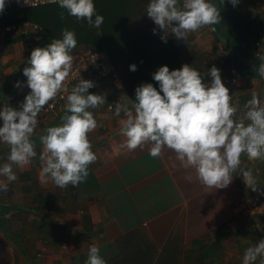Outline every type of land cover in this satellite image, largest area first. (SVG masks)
I'll return each mask as SVG.
<instances>
[{
    "label": "crops",
    "instance_id": "0c3cea01",
    "mask_svg": "<svg viewBox=\"0 0 264 264\" xmlns=\"http://www.w3.org/2000/svg\"><path fill=\"white\" fill-rule=\"evenodd\" d=\"M147 3L138 0L136 7L140 16L152 24L146 15ZM218 6L221 21L214 26L216 31L203 27L190 33L187 42L167 34L166 65L160 67L169 68L167 62L175 52L180 67L192 66L210 84L208 70L215 66L233 103L239 101V119L252 90L259 93L264 105V78L254 70L260 63L257 56L264 55V0H239L235 7L224 0ZM59 8L54 4L33 9L23 13L25 18L18 23L41 27L46 19L43 11L60 20ZM7 25L12 24L0 17V28ZM154 28L156 25L148 33ZM219 46L225 54L219 52ZM30 54L24 34L0 36V107L7 104L19 110L31 91L22 74ZM229 67L241 74L235 85L226 83ZM148 70V74L128 76L134 79V85L126 84L130 95L135 96L136 87L143 83H152L159 91L158 83L152 79L155 70ZM116 75L114 86L89 90L104 96L105 103L89 109L98 123L97 129L89 133L97 160L89 166L86 182L63 189L52 182H40L42 146L38 136L47 127L60 123L66 100L38 122L33 136L37 157L23 170L13 166L18 179L8 184L7 192L0 191V264H86L90 245L99 247L107 264H213L214 250L220 254L223 249L222 235L217 232L221 226L250 223L254 215L256 221L263 217L264 207L254 215L242 212L243 203L253 193L247 186L245 191L239 186L243 181L239 170L233 173L227 187L210 188L195 179L194 170L184 169L167 148L160 157L153 158L149 155L151 144L134 151L121 147L125 137L118 134V121L123 113L115 116V105L108 111L106 104L113 98L115 104L126 103L131 108L133 102ZM17 81L22 85L19 88L14 87ZM8 153L9 147L0 143V167L9 162ZM240 168L252 172L259 169L264 176V161H250L242 155ZM190 175L192 181L186 179ZM0 180L7 182L5 177Z\"/></svg>",
    "mask_w": 264,
    "mask_h": 264
},
{
    "label": "clouds",
    "instance_id": "9594fccd",
    "mask_svg": "<svg viewBox=\"0 0 264 264\" xmlns=\"http://www.w3.org/2000/svg\"><path fill=\"white\" fill-rule=\"evenodd\" d=\"M69 16L86 21L90 27L99 28L104 17L97 14L93 0H53ZM235 7L239 0H228ZM224 0H149L146 15L163 34L166 43L170 32L178 40L187 42L188 35L221 21L220 7ZM5 0H0V12L5 10ZM65 19L64 12L60 13ZM166 33V34H165ZM77 46L76 34L67 28L61 39H52L46 47L31 51L23 76L31 90L17 110L7 104L0 107V143L9 147L8 163L0 167V191L7 192L8 184L18 179L14 167L23 170L37 157L33 140L38 117L50 101L62 91L65 97L64 113L60 123L47 127L38 136L42 151L39 155V180L42 184L54 183L63 189L86 182L89 166L96 162L89 133L98 127L93 112L105 103V97L89 93L95 87L90 80L79 79L71 90L66 87L74 63L73 50ZM254 66L257 75L264 78V55ZM136 71V65L129 66ZM211 83L203 81L201 73L188 64L169 70L161 66L152 83H143L135 89V103L115 104L119 119V133L125 137L121 147L129 151L151 144L149 155L160 157L165 148L175 153L184 169H192L195 179L210 188H225L238 170L247 187L257 191V180L252 171L241 169V156L250 161H264V105L259 93L251 91V98L244 104V115L237 118L239 101L222 83L220 70H208ZM19 81L14 87H21ZM134 109V110H133ZM111 111V107L109 109ZM192 181L193 177L187 176ZM264 264V238L245 249L242 264ZM86 264H107L96 245H90Z\"/></svg>",
    "mask_w": 264,
    "mask_h": 264
},
{
    "label": "trees",
    "instance_id": "16d2710c",
    "mask_svg": "<svg viewBox=\"0 0 264 264\" xmlns=\"http://www.w3.org/2000/svg\"><path fill=\"white\" fill-rule=\"evenodd\" d=\"M134 1L93 0L97 14L104 17V23L99 28L90 27L86 21H77L75 17L69 16L67 11L61 8H59V11L64 12L65 16L63 20L60 17V20H54L52 13L49 15L43 11L42 14L46 17V19L44 17L45 23L41 24L44 35L36 43V48L46 47L52 39H61L62 30L67 28L76 34V48L83 46L94 51H104L119 79L125 86L126 84L132 86L134 85V79L128 76L130 74H148V69H154L156 72L160 64L165 63L164 48L166 46L169 48L168 39L166 43L161 39L163 34L159 29L155 34L153 32L148 33L150 27L155 24L154 22L149 23L150 20L140 16L141 13L136 7L138 0L133 3ZM42 7L33 9L38 11ZM33 9H9L2 13L0 17L3 16L6 24H14L25 18L23 13L31 12ZM4 15L7 16L4 17ZM130 65H136L137 70L130 71ZM167 65H169V68L171 66L172 70L180 68L175 52L171 62L168 61ZM126 87L130 99L135 103V96L130 95V88ZM261 177L264 179L263 175ZM245 227L249 233L251 225L247 223ZM240 228L244 229L243 226ZM221 230H226V227L221 226Z\"/></svg>",
    "mask_w": 264,
    "mask_h": 264
},
{
    "label": "built area",
    "instance_id": "2783aa9c",
    "mask_svg": "<svg viewBox=\"0 0 264 264\" xmlns=\"http://www.w3.org/2000/svg\"><path fill=\"white\" fill-rule=\"evenodd\" d=\"M5 4V10L0 12V15L9 9L26 10L58 3L53 2V0H5ZM13 33L24 34L28 50L32 51L36 48V42L44 35V30L35 24L27 22H20L0 28V36ZM218 50L221 54H225V49L222 46H219ZM72 54L74 56L72 72L69 79L65 82L69 91L73 86L78 84L79 79L94 82L95 87L89 90L97 89L102 86L112 87L115 85L117 75L103 52L94 51L89 48L77 47L73 50ZM228 74L229 77L226 80V83L229 85H235L241 77V74L235 67H229ZM66 95L67 93L62 91L58 94L56 99L50 101L49 105L45 106L40 113L38 122L48 114L53 113L57 107L65 101ZM114 105L115 100L110 98L106 104V110L110 111V107L112 110ZM249 205L253 207L254 202L249 200Z\"/></svg>",
    "mask_w": 264,
    "mask_h": 264
},
{
    "label": "rangeland",
    "instance_id": "374dc122",
    "mask_svg": "<svg viewBox=\"0 0 264 264\" xmlns=\"http://www.w3.org/2000/svg\"><path fill=\"white\" fill-rule=\"evenodd\" d=\"M143 1L146 5L147 2L145 0ZM252 174L257 180V187L259 189L257 191H253L250 188L253 196L251 199L247 198V200L243 203L244 207L242 209V212H244L245 215H254L255 212L264 207V179L261 177L262 174L259 169H257L256 172L253 171ZM239 184L243 191H245L244 188H246V184L244 180ZM249 200H252L254 202L253 207L249 205ZM261 216L263 217H260V219L257 221L256 215L252 216L249 221V224H251V230L249 233L247 232L245 227L247 223H240L241 221L237 223V227L233 226V223H230L226 224V230L218 229L217 232L222 235L220 243L223 249L221 252L222 254H218L217 251L214 250L213 256L216 255V259L213 258V264H242V257L245 249L249 246L255 245L259 239L264 238V212ZM241 226L244 227L243 230L240 228ZM230 232H232V235L230 234ZM233 232H235L238 237H234Z\"/></svg>",
    "mask_w": 264,
    "mask_h": 264
}]
</instances>
